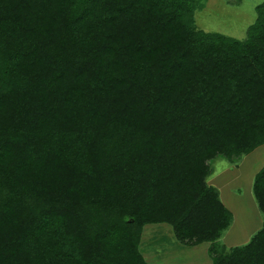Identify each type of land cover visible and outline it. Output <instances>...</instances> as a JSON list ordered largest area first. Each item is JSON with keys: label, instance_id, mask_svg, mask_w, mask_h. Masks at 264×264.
I'll return each instance as SVG.
<instances>
[{"label": "trees", "instance_id": "16d2710c", "mask_svg": "<svg viewBox=\"0 0 264 264\" xmlns=\"http://www.w3.org/2000/svg\"><path fill=\"white\" fill-rule=\"evenodd\" d=\"M205 0H0V264H146L164 224L209 264H264L212 161L264 145V0L242 40L199 30ZM239 0H226L235 6Z\"/></svg>", "mask_w": 264, "mask_h": 264}, {"label": "rangeland", "instance_id": "374dc122", "mask_svg": "<svg viewBox=\"0 0 264 264\" xmlns=\"http://www.w3.org/2000/svg\"><path fill=\"white\" fill-rule=\"evenodd\" d=\"M263 0H239L235 6L226 0H205L193 12L194 25L208 33H218L242 40L254 20V7ZM264 164V145L242 157L236 166L217 158L212 161L206 183L218 192L221 203L231 214V223L218 240V247L245 244L261 224L251 193L255 172ZM208 244L185 247L178 244L167 225L143 228L140 253L146 264H209Z\"/></svg>", "mask_w": 264, "mask_h": 264}, {"label": "crops", "instance_id": "0c3cea01", "mask_svg": "<svg viewBox=\"0 0 264 264\" xmlns=\"http://www.w3.org/2000/svg\"><path fill=\"white\" fill-rule=\"evenodd\" d=\"M215 188V187H214Z\"/></svg>", "mask_w": 264, "mask_h": 264}]
</instances>
